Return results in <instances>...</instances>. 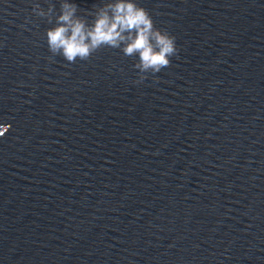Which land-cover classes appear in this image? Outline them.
<instances>
[{
  "label": "clouds",
  "instance_id": "9594fccd",
  "mask_svg": "<svg viewBox=\"0 0 264 264\" xmlns=\"http://www.w3.org/2000/svg\"><path fill=\"white\" fill-rule=\"evenodd\" d=\"M33 11L38 16L45 15L38 5L33 6ZM76 11L75 4L63 3L57 26L46 32L49 51L53 56L62 55L69 63H75L77 58L88 60L101 47L120 48L123 43L121 50L126 56H139L135 67L141 73L155 74L168 67L170 58L178 51L175 37L156 28L149 12L135 0H117L106 5L91 26L76 17ZM144 79L141 75L140 81ZM11 127L0 125V137Z\"/></svg>",
  "mask_w": 264,
  "mask_h": 264
}]
</instances>
